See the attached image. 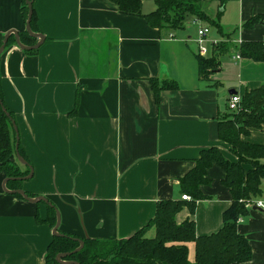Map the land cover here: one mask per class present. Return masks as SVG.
<instances>
[{"label":"crops","instance_id":"1","mask_svg":"<svg viewBox=\"0 0 264 264\" xmlns=\"http://www.w3.org/2000/svg\"><path fill=\"white\" fill-rule=\"evenodd\" d=\"M149 1L142 2L143 14L155 8ZM32 5L34 32L44 41L34 55L16 44L4 49L0 85L18 146L33 171L19 180L21 189L53 205L61 233L100 241L128 238L148 225L157 202L180 199V179L202 149L216 146L225 158L237 160L219 139L218 122L230 112V91L242 97L264 86V62L236 58L241 43L264 42V0H203L204 12L218 27L198 19L161 32L142 16L120 13L110 0H33ZM21 7L22 0H0L2 34L25 30ZM200 27L210 29L208 55L214 42L229 46L208 80L198 76ZM154 78L173 80L177 87L160 91L157 100ZM241 138L264 144V124ZM12 157L21 170L28 168L15 153ZM206 177L209 182L200 186L205 197L196 200L193 213L183 207L175 216L178 224L193 220L198 236L219 230L232 203L223 169L213 164ZM5 178L0 170V264H48L55 225L45 221L49 206L4 191ZM237 230L252 250L245 264H264V210L248 209ZM147 234L153 236L154 229ZM188 257L193 261V242Z\"/></svg>","mask_w":264,"mask_h":264},{"label":"trees","instance_id":"2","mask_svg":"<svg viewBox=\"0 0 264 264\" xmlns=\"http://www.w3.org/2000/svg\"><path fill=\"white\" fill-rule=\"evenodd\" d=\"M117 5L122 14L142 16L147 23L163 30L175 31L183 29L189 20H206L218 27L203 10V0H153V11L143 14L141 5L144 0H110ZM224 0H222L223 2ZM27 6L22 0L21 14L27 17ZM260 16L252 17L245 22L250 26L259 20ZM31 29L37 31L36 15L33 8ZM19 38L24 45H33L35 37L26 30L19 31ZM4 34L0 32V45ZM15 39L10 35L4 49L14 45ZM37 49L23 50L27 55H34ZM226 42L212 45L208 56L196 55L198 76L208 80L214 70L220 65V57L228 52ZM239 53L242 57L256 62H264V42L246 41L241 43ZM1 79V73H0ZM157 100L162 90L177 87L170 79H150ZM0 170L6 177H23L29 169L21 170L13 160L15 153L14 129L2 106L13 118V113L5 106L0 85ZM264 124V86L246 91L241 97L240 110L230 111L218 122V137L230 146V152L236 161L225 158L216 146L201 150L195 166L189 170L179 182L180 195L187 194L190 200L165 199L157 202L154 217L148 225L136 231L128 238L113 241L85 239L76 235L65 234L53 236L47 246L45 261L56 264V255L61 252H71L78 247L76 238L82 239L83 247L65 259L75 260L79 264H245L252 256V250L247 238L237 230V220L248 214L246 202L262 195L264 180V144L245 142L241 136H246L250 128L260 129ZM19 154L28 161L20 145ZM213 164L225 172L224 185L230 189L232 203L223 214V223L219 230L209 235H196L193 220L186 219L176 223L175 216L187 207L192 214L195 202L205 196L200 186L207 184V169ZM7 186L11 189H21V181L10 180ZM17 197L21 195L15 194ZM47 221L53 226L56 221L54 207L49 206ZM148 228L154 229V235L148 236ZM194 243V259L188 257V244Z\"/></svg>","mask_w":264,"mask_h":264},{"label":"water","instance_id":"3","mask_svg":"<svg viewBox=\"0 0 264 264\" xmlns=\"http://www.w3.org/2000/svg\"><path fill=\"white\" fill-rule=\"evenodd\" d=\"M26 6H27V17H26V20H25V30L29 33V35H31L32 37H35L37 38V42L34 43L33 45H24L21 43L20 41V38H19V33L18 31L16 30H9L7 31L5 34H4V37H3V40H2V43L0 45V54L4 51V48L6 46V43H7V40L9 38L10 35H13L14 36V39H15V43L16 45L21 49V50H32V49H36L38 48L41 43L44 41V36L39 33V32H34L32 31L31 29V18H32V13H33V0H24ZM231 94H234L235 91H230ZM0 104L2 105V102L0 100ZM3 110L5 111L6 115L9 117L11 123H12V126H13V129L15 131V146H14V150H15V155H16V158L18 160V162L20 164H23L25 166H27L29 168V173L26 175V176H23V177H6L2 183V187L4 189V191L8 192V193H11V194H18V195H21L24 199L30 201V202H33V203H36V202H43V203H46L48 206H51L53 207V205L44 197H41V196H36V197H31L29 196L24 190L22 189H12V190H8L7 187H6V184L8 181L10 180H24V179H29L31 178L32 176V167L30 166V164L19 154L18 152V136H17V129H16V125L14 123V120L13 118L10 117L9 113L5 110L4 106H2ZM55 213H56V222H55V225L53 226L52 228V235L53 236H59V235H63L59 230H58V227H59V223H60V215L58 213V211L55 209ZM76 240L78 241L79 245L77 248H75L74 250H72L71 252H61V253H58L56 255V262L58 264H79L77 261L75 260H67L65 259L67 256L75 253V252H78L84 245V242L82 239H79V238H76Z\"/></svg>","mask_w":264,"mask_h":264},{"label":"built area","instance_id":"4","mask_svg":"<svg viewBox=\"0 0 264 264\" xmlns=\"http://www.w3.org/2000/svg\"><path fill=\"white\" fill-rule=\"evenodd\" d=\"M209 27H200L197 30L196 38H195V43L197 45V54L200 56H207L209 53V49L206 46V43L208 42L207 40V34L209 33ZM214 42L213 44H215ZM212 44V45H213ZM237 60L241 59L240 53H237L236 55ZM240 104H241V96L238 94H230L227 102V108L229 111H239L240 110ZM181 199L183 200H190L191 197L187 194L181 195ZM245 207L248 209L255 207L259 208L261 210H264V200L260 198H254L246 202ZM241 221V217L238 218L237 222Z\"/></svg>","mask_w":264,"mask_h":264},{"label":"rangeland","instance_id":"5","mask_svg":"<svg viewBox=\"0 0 264 264\" xmlns=\"http://www.w3.org/2000/svg\"><path fill=\"white\" fill-rule=\"evenodd\" d=\"M149 3L152 5V3H154V1L153 0H151V1H149ZM210 25V27H214L215 28V26H213L211 23L209 24ZM231 67V66H230ZM229 114V112H226V113H224L223 115H222V117H226L227 115ZM262 186H263V188H264V180L262 181ZM148 235V234H147ZM149 236V235H148ZM152 236V235H151Z\"/></svg>","mask_w":264,"mask_h":264}]
</instances>
